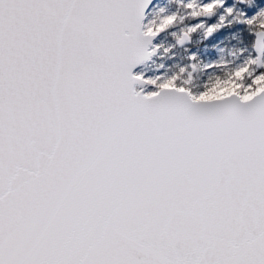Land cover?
Returning a JSON list of instances; mask_svg holds the SVG:
<instances>
[{
  "label": "snow or ice",
  "instance_id": "obj_1",
  "mask_svg": "<svg viewBox=\"0 0 264 264\" xmlns=\"http://www.w3.org/2000/svg\"><path fill=\"white\" fill-rule=\"evenodd\" d=\"M0 264H264V0H0Z\"/></svg>",
  "mask_w": 264,
  "mask_h": 264
}]
</instances>
